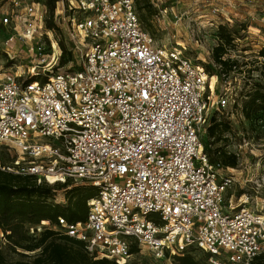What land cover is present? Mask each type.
I'll use <instances>...</instances> for the list:
<instances>
[{
	"label": "built area",
	"instance_id": "1",
	"mask_svg": "<svg viewBox=\"0 0 264 264\" xmlns=\"http://www.w3.org/2000/svg\"><path fill=\"white\" fill-rule=\"evenodd\" d=\"M204 1L211 6L202 24L214 33L213 53L231 20L222 6ZM155 6L157 22L171 13L177 23L183 15ZM49 15L44 1L0 0V26L9 28L5 45L12 48L19 38L30 56H41L46 45L51 52L26 77L0 71V147L17 153L11 167L0 169L37 184L80 181L94 192L84 220L41 218L29 232L52 229L82 243L93 259L117 264H139L128 257L143 250L169 259L191 248L208 255L206 264H249L264 251L263 207H247L254 199L247 193L225 200L238 182L235 169L210 160L201 133L210 108L225 109L229 96L214 94L204 64L185 55L181 42L159 45L134 0H54L51 29ZM59 25L75 68L45 74L60 54L53 33ZM199 32L189 27L195 48ZM44 36L47 44H34ZM229 45L221 60L232 58Z\"/></svg>",
	"mask_w": 264,
	"mask_h": 264
},
{
	"label": "rangeland",
	"instance_id": "2",
	"mask_svg": "<svg viewBox=\"0 0 264 264\" xmlns=\"http://www.w3.org/2000/svg\"><path fill=\"white\" fill-rule=\"evenodd\" d=\"M209 1L213 5L222 6V12L231 20L229 24H224L222 28L223 33H232L234 37L233 42L228 47L230 51L227 52V56L228 58L231 56L232 58L229 59L235 60L236 65L227 73L224 72L223 67H218V64L213 61L211 48L214 47L216 42L213 41L212 28L209 29L206 24H202L205 19L203 15L208 14L211 8L208 3L204 0H182L180 2L134 0V3L142 25L153 34L159 45L170 47L176 45L177 42L183 43L186 47L185 55L195 63H203L211 73L209 83L210 87H215L214 94L226 92L229 96L230 104L225 109L217 110L215 106L210 108L208 121V126H210L213 117L216 122L220 121L223 125H226V129L219 131L220 128H217L214 135L209 136L207 128L204 127L201 133V141L210 156H213V151L217 155L220 151V153L234 154L236 157V164L233 167L235 171H232V173L238 182L227 189L225 200L231 194L237 197L241 193H247L254 199L249 200L246 206L249 208L258 207V209L262 206L261 210L264 212V115L259 112L258 115H253L247 119L242 111L244 101L247 99L246 93L251 91L256 83L264 84V66L256 58L258 48L264 44V0ZM193 3L195 4L193 5ZM156 4L159 7L173 6L174 12L183 15L177 23H174L173 14L171 13H168L164 21L157 22L153 18L157 12ZM189 27L200 28L198 34L202 42L196 48L187 37ZM256 29L260 31L258 32ZM53 33L59 39L58 52L60 51V54L56 64L44 73L73 70L75 64L74 62L70 63L71 57L67 53V42L62 28L57 27ZM8 34L9 28L0 26V71L18 72L23 78L28 75L27 70L41 60V56L45 58L42 64L50 59V47H47V45L41 56L36 54L30 56L27 53L26 44L19 38L12 43V48L10 44L5 45ZM33 42L34 44L35 42L48 43L45 36L40 39L35 38ZM6 50L11 51L10 53L14 55L13 59L7 56ZM208 93L209 88L206 86L205 94ZM16 157L17 153L13 149L0 147V165L11 167ZM246 178H250L251 182H245ZM75 188H78L81 192L89 188L91 192H94V189L87 184L69 180L67 186L51 191L49 201L54 204L66 205L71 189ZM255 189H257L256 192H254ZM254 196H257L258 199H255ZM255 200L258 201V205ZM148 218L155 219L156 215L151 214ZM0 242L2 243L1 246L7 243L1 231ZM190 250L197 259L205 262V254L196 248ZM16 251L20 252L21 250ZM4 254L8 259L19 257L18 253L10 247L5 249ZM134 257L136 258L133 263L174 264L172 257L169 259L154 258L145 250L138 255L134 254Z\"/></svg>",
	"mask_w": 264,
	"mask_h": 264
},
{
	"label": "trees",
	"instance_id": "3",
	"mask_svg": "<svg viewBox=\"0 0 264 264\" xmlns=\"http://www.w3.org/2000/svg\"><path fill=\"white\" fill-rule=\"evenodd\" d=\"M37 1L46 3L50 17L46 19L45 26L49 29L53 28L51 14L54 0ZM219 37L221 43L213 49L212 58L215 63H220L224 72L227 73L233 69L236 61L233 59L221 60L220 57L224 53V45L230 44L232 40V33H223L221 29ZM257 55L264 58V45L260 47ZM205 69L210 76L211 73L206 66ZM246 94L247 99L242 107L244 116L249 119L253 115H258L259 112L264 115V84L256 83L252 90ZM211 120L212 124L207 127L209 136H213L217 128H220L219 131L226 129V125L220 121L216 122L213 117ZM218 154L213 151V156L209 155L210 160L212 162L219 161L224 166L232 168L235 166L236 157L234 154L220 153V151ZM67 185L68 181L37 184L32 176H21L0 169V231L7 241L2 246L0 242V264H117L105 258L93 259L84 251L82 243L57 234L52 229H43L36 235L29 232V227L37 225L41 218H49L51 223H55L58 216L64 217L69 222L85 219L86 201L93 195L89 188L83 192L78 188L71 189L66 205L54 204L49 201L52 190ZM9 247L18 253V258L8 259L6 257L4 251ZM130 251L137 250L132 248ZM202 253L207 259L208 255ZM172 258L174 264H206V260L202 262L197 259L191 250L182 256H173ZM249 264H264V251L255 256Z\"/></svg>",
	"mask_w": 264,
	"mask_h": 264
},
{
	"label": "bare ground",
	"instance_id": "4",
	"mask_svg": "<svg viewBox=\"0 0 264 264\" xmlns=\"http://www.w3.org/2000/svg\"><path fill=\"white\" fill-rule=\"evenodd\" d=\"M208 81H209V79H208ZM209 87H210V83H209ZM210 88L212 89L213 87H210ZM134 254H136V253H131L128 258L132 259L134 257Z\"/></svg>",
	"mask_w": 264,
	"mask_h": 264
},
{
	"label": "crops",
	"instance_id": "5",
	"mask_svg": "<svg viewBox=\"0 0 264 264\" xmlns=\"http://www.w3.org/2000/svg\"><path fill=\"white\" fill-rule=\"evenodd\" d=\"M261 46H262V45H261ZM259 48H260V47H259ZM259 48H258V49H259ZM257 51H258V50H257Z\"/></svg>",
	"mask_w": 264,
	"mask_h": 264
}]
</instances>
